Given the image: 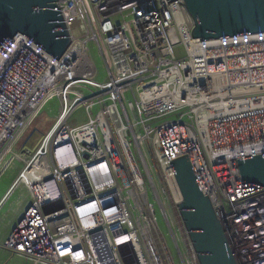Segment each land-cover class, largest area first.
<instances>
[{
  "label": "built area",
  "instance_id": "1",
  "mask_svg": "<svg viewBox=\"0 0 264 264\" xmlns=\"http://www.w3.org/2000/svg\"><path fill=\"white\" fill-rule=\"evenodd\" d=\"M56 4L70 38L59 59L21 34L0 49V163L30 156L21 171L40 174L1 200L21 186L30 204L0 249L31 264H176L169 239L179 264H199L174 213L170 163L185 156L236 263L264 264V186L236 164L264 154V32L194 39L177 0ZM53 96L60 112L37 148L15 151ZM78 106L87 121L71 125Z\"/></svg>",
  "mask_w": 264,
  "mask_h": 264
},
{
  "label": "water",
  "instance_id": "2",
  "mask_svg": "<svg viewBox=\"0 0 264 264\" xmlns=\"http://www.w3.org/2000/svg\"><path fill=\"white\" fill-rule=\"evenodd\" d=\"M58 0H0V49L24 35L59 59L70 43ZM175 1V0H170ZM193 21L191 35L201 41L264 32V0H177ZM243 183L264 186V154L236 161ZM181 195L180 219L199 264H237L210 201L198 187L187 157L170 163Z\"/></svg>",
  "mask_w": 264,
  "mask_h": 264
},
{
  "label": "rangeland",
  "instance_id": "3",
  "mask_svg": "<svg viewBox=\"0 0 264 264\" xmlns=\"http://www.w3.org/2000/svg\"><path fill=\"white\" fill-rule=\"evenodd\" d=\"M70 27L74 31L75 24H72ZM89 50H90V57L97 70V78L99 79L102 77L104 72L101 59L92 45L89 46ZM176 52L178 54H182V48L178 47ZM59 112H60L59 100L55 96L49 98L42 105L36 116L32 119V121L29 123L27 128L18 138L15 145L13 146V149L17 152H21L23 148H27L30 151V155H31L39 145L44 134L50 129V127L54 123ZM86 121H87V114L85 113L82 107L78 106L73 110L71 117L69 119V124L79 125L85 123ZM28 157L30 156L17 160L12 159L10 161V155H7L5 157L6 161L5 162L2 161L0 163V193L4 189H6V187L10 188V186L15 181V179L16 181L17 179H19L20 181L22 180L27 183L31 181V179H29V176L33 177L32 174H35V171L33 170L34 163L32 162L31 165L26 170L21 171L25 166V163L28 160L26 158ZM147 162L148 163L155 162L154 157L150 153H148ZM6 164L9 165L6 167L5 166ZM19 172L21 173L20 176L18 175ZM34 178L35 177H33V179ZM154 184L155 186H160V183L156 177L154 178ZM0 204H1L0 205V243H1L10 234L11 230L17 224V221L23 214L24 210H26V208L30 204V198L27 191L23 187L16 186L14 187V190L11 193H9V195L6 197L3 203ZM174 213L176 214L175 216L177 217V220H179L178 222L179 225L181 226V229H183V225L180 221L181 219L180 216L178 215V211L176 210ZM160 228L162 232L166 235L163 225H160ZM167 243L171 253L174 256L175 263L179 264V261L175 256L174 247L172 246L171 241L169 239L167 240ZM0 264H31V263L26 261L25 259L13 255L10 252H7L6 250L0 249Z\"/></svg>",
  "mask_w": 264,
  "mask_h": 264
},
{
  "label": "bare ground",
  "instance_id": "4",
  "mask_svg": "<svg viewBox=\"0 0 264 264\" xmlns=\"http://www.w3.org/2000/svg\"><path fill=\"white\" fill-rule=\"evenodd\" d=\"M2 140H3V138L0 136V145H1ZM44 145H45V144L43 143L42 146H44ZM33 167H34L33 170L35 171V174H32V175H33V177L38 178V177L40 176V174H39V172H38V169H37L35 163H34V166H33ZM33 177H30V176H29V179H31V181H32V180L35 179V178L33 179Z\"/></svg>",
  "mask_w": 264,
  "mask_h": 264
},
{
  "label": "crops",
  "instance_id": "5",
  "mask_svg": "<svg viewBox=\"0 0 264 264\" xmlns=\"http://www.w3.org/2000/svg\"><path fill=\"white\" fill-rule=\"evenodd\" d=\"M9 187H6V189H4L1 193H0V203L1 200L3 199L4 195L6 194V192L8 191Z\"/></svg>",
  "mask_w": 264,
  "mask_h": 264
}]
</instances>
